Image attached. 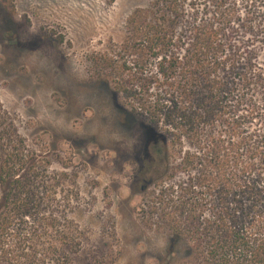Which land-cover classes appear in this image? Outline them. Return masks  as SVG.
Instances as JSON below:
<instances>
[{
	"label": "trees",
	"instance_id": "obj_1",
	"mask_svg": "<svg viewBox=\"0 0 264 264\" xmlns=\"http://www.w3.org/2000/svg\"><path fill=\"white\" fill-rule=\"evenodd\" d=\"M97 60L143 124V166L158 175L147 221L167 220L190 264H264V0H151ZM61 164L0 101V264H112V251L86 252L79 174Z\"/></svg>",
	"mask_w": 264,
	"mask_h": 264
},
{
	"label": "rangeland",
	"instance_id": "obj_2",
	"mask_svg": "<svg viewBox=\"0 0 264 264\" xmlns=\"http://www.w3.org/2000/svg\"><path fill=\"white\" fill-rule=\"evenodd\" d=\"M150 1L0 0V101L54 169L63 162L78 172L72 216L86 252L112 251V264H190L168 221L150 223L141 212L158 187L143 166V124L122 110L131 106L114 90L112 68L96 64L111 58L130 13Z\"/></svg>",
	"mask_w": 264,
	"mask_h": 264
},
{
	"label": "flooded vegetation",
	"instance_id": "obj_3",
	"mask_svg": "<svg viewBox=\"0 0 264 264\" xmlns=\"http://www.w3.org/2000/svg\"><path fill=\"white\" fill-rule=\"evenodd\" d=\"M159 168V160H157V163H156V169Z\"/></svg>",
	"mask_w": 264,
	"mask_h": 264
}]
</instances>
